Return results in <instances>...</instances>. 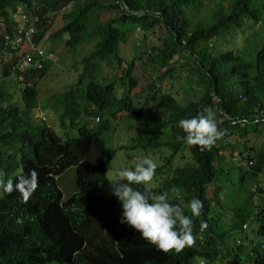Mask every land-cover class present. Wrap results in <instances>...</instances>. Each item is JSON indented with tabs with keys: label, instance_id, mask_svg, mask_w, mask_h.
<instances>
[{
	"label": "trees",
	"instance_id": "16d2710c",
	"mask_svg": "<svg viewBox=\"0 0 264 264\" xmlns=\"http://www.w3.org/2000/svg\"><path fill=\"white\" fill-rule=\"evenodd\" d=\"M21 14L38 17L36 43L47 37L52 50L64 45L76 59L71 71H78L77 82L53 91L44 85L39 92L53 64L36 56L31 69L12 73L20 55L8 47L20 36L15 16ZM57 18L62 25L53 29ZM135 27L161 30L162 44L147 43L145 36L132 40L124 58L120 49ZM0 43H8L0 49L18 55L0 50V172L14 183L30 170L38 174L27 202L15 190L0 196V264H196L199 259L227 264L244 256L248 263L264 264V122L237 133L240 141L251 143L242 146L245 162L252 163V191L243 173L236 191L219 188L206 198L215 177L224 179L211 164L218 149L190 145L199 166L189 171L194 173L186 186L187 204L193 197L203 201L201 216L193 217L192 236L203 231L204 239L179 252L158 250L110 210L116 202L104 180L103 159L111 152L101 141L108 129L124 128L127 134L135 129L129 144L145 137L177 152L184 135L178 120L205 107L216 110L218 121L221 113L235 120L264 119V0H0ZM85 46L88 55L77 59V50ZM143 58L149 64L138 65ZM121 64L126 70L117 69L106 85L90 76L92 70ZM135 66L151 78L146 82L156 98L151 106L148 98L130 97ZM156 83L163 85V93L155 90ZM39 93L49 98L38 103ZM150 113L164 121L170 144L153 133L140 134ZM93 117H99L98 124ZM218 127L231 133L228 124ZM66 168L78 193L63 200L53 176ZM211 202L217 204L213 212ZM185 214L191 215L188 208ZM202 221L207 224L203 230Z\"/></svg>",
	"mask_w": 264,
	"mask_h": 264
},
{
	"label": "clouds",
	"instance_id": "9594fccd",
	"mask_svg": "<svg viewBox=\"0 0 264 264\" xmlns=\"http://www.w3.org/2000/svg\"><path fill=\"white\" fill-rule=\"evenodd\" d=\"M67 9H63V12H66ZM15 17L18 18L19 27H17V31L20 36L13 40L11 46L9 45L10 47L8 48L11 50L8 52H18L20 59L12 66V73L31 69L33 56L49 61L53 65L59 62L61 51L57 50V48L52 50L49 44H45V38L47 37L41 43L34 41L35 25L39 21L38 17H30V21L28 16L27 19L24 18V14L16 15ZM28 22L30 27L26 26ZM61 25L57 29H60ZM53 29H56L55 26H53ZM65 38L67 40V37L64 36L63 41H66L64 40ZM5 40L9 43L6 37ZM8 43L3 45L0 43V48L1 46L6 47ZM0 50L5 52L7 49ZM8 52L5 53L9 54ZM12 53V56L9 54L10 57L17 55ZM24 61L28 62L29 65L21 71L17 66ZM36 67L40 66L37 65ZM117 69L126 70V64L116 66L114 69L92 70L90 76L96 81L95 83L106 85L104 83L111 81ZM136 70L137 68L132 72L133 81L135 82L136 78V82L129 88L130 97L138 95L140 100L142 96L144 99L148 98L146 104L151 106L156 100V98L152 97L154 96V91L146 86V82L150 83L151 78L143 77V73L142 77L139 78V71L137 73ZM154 86H156L155 90H160V93H163L162 84L156 83ZM160 93H157L156 96L159 97ZM215 112L216 110L205 107L193 117L178 120L177 127L182 130L184 135L180 137L183 140V144L181 142L177 152H174L172 148L157 147L153 142L154 139L150 141L145 137L139 142L133 140V143L129 144L127 137L130 134L135 137V129L126 135L123 143L116 142L112 147L110 146L111 141L117 140L124 128H113L112 131L108 129L101 135L102 147H104L106 152H111L110 155L105 153V158L103 159L104 180L110 184V192L116 202L115 208H110V210L117 214L116 216L121 219V223L130 226L129 231L140 234L143 239L160 251L166 253L169 251L179 252L185 246L193 248L196 244H201L204 239L203 231H200L195 238L192 236L193 217L201 216L204 206L203 201L193 197L187 204L189 191L186 186H188V179L194 173H189V171L199 166L197 158L190 151V145L200 146L201 150L210 149L215 145L218 149L211 164L216 171L221 170L224 179L219 181L215 177L214 183L206 189V198L210 196L212 190L219 188H223V191L233 188L236 191V184L243 173H245L246 189L252 191L254 188V183L251 180L253 178L252 163L245 162L246 152H243L242 146L245 143L250 147L251 143L240 141L237 133L249 125L263 123L264 119L259 116L260 119L255 118L252 122L248 119L235 120L221 113V118L218 121V119H215ZM148 115L145 117L147 122L144 125L145 128H140V134L144 133L146 135L148 133L151 135L153 133L160 137L164 144H170L171 141L166 136L167 126L162 125L164 121L161 122L153 113ZM38 116L41 117L40 115ZM92 121L94 124H98L99 117H93ZM219 124H228L231 127V133L228 131V135L225 134V130L218 127ZM159 125L162 126L159 127ZM157 126L161 128L159 131H157ZM248 136L252 137L253 133ZM118 153H121V155L117 158ZM121 159L125 163L123 161L120 162ZM115 162L117 167L120 168L117 171L112 168V163ZM80 164V162L77 163V165ZM53 179L56 181V189L61 193L63 200H67L69 195L78 193V186L75 184L69 168H66L63 174L53 176ZM37 186L38 174L35 170H30L27 175L21 174L15 177V183L13 179H5L4 173L0 172V196L10 194L15 190L20 194L22 201L27 202ZM61 186L63 187L62 189ZM66 188H72L73 190ZM187 208L191 215L185 214ZM216 208V203H209L210 212H213ZM200 227L203 230L207 227V224L202 221ZM243 230H246V227H243ZM233 262L236 264H254V262L248 263L249 261L246 260L245 256L238 259L231 258L227 261V264ZM196 264H207V262L199 259Z\"/></svg>",
	"mask_w": 264,
	"mask_h": 264
},
{
	"label": "rangeland",
	"instance_id": "374dc122",
	"mask_svg": "<svg viewBox=\"0 0 264 264\" xmlns=\"http://www.w3.org/2000/svg\"><path fill=\"white\" fill-rule=\"evenodd\" d=\"M54 26L56 29L60 26L59 19L56 21ZM129 34L131 35V37H129L127 39L128 42L125 43V45L123 47H121V49H120V52L123 53V55H122L123 57L127 56L126 53L129 52L130 48H132L134 46V44H133L134 42L132 40H135V41L141 40V39H143V36H145V38L147 39L146 40L147 43H150L152 45H157V46H161L162 41H163L162 31L159 29H153L150 32H144V31H142V29L139 30L137 27H135L133 30H131V32ZM45 39L48 41V38H45ZM64 40H66V38ZM88 48H89V46L88 47L85 46L83 48L78 49L76 58L79 59V58H83V57L87 56L88 55ZM57 50L61 51V54H59L60 55V61L51 67V69H50L51 71L47 74L46 83L45 84L40 83L41 85L39 86V92L41 91V93L43 91L44 85L51 88V90L53 91V90L61 89L64 85H67L69 82L70 83L77 82L78 71L77 72L74 71V73L71 71V67L75 66L74 63H75L76 59L71 57L70 55H62V54L67 53L64 45H62V46L60 45L59 49H57ZM145 50H148V48L146 47ZM140 56L143 57V54H140ZM177 61L179 63H182L183 59L179 57ZM137 63H138V65L141 63L149 64L145 58H143L142 62L137 61ZM140 68H142V66L139 67V69ZM139 69L137 67L136 71H137V73L139 71L138 77L141 78L142 77V70H139ZM15 80L12 79L14 86H15ZM41 93H39L38 103H40L39 102L40 100H46L47 98H49V94L44 93L45 95H43ZM51 95H52V93H51ZM37 113H39V112H34V116H37L38 115ZM126 135H127L126 131H124V130L121 131L120 136L117 137L118 139L112 140L110 143V146L112 147V145H114V143H116V142L123 143L125 138H126ZM260 141H261L260 139H257L255 141V144H259ZM120 155H121V153H118L117 158ZM122 161L123 160L121 159L120 162H122ZM123 163H125V162L123 161ZM112 164H113L112 168L114 170L117 171L118 169H120L117 167L116 162L112 163ZM62 188L63 187L61 186V189ZM66 189L73 190L72 188H66Z\"/></svg>",
	"mask_w": 264,
	"mask_h": 264
},
{
	"label": "built area",
	"instance_id": "2783aa9c",
	"mask_svg": "<svg viewBox=\"0 0 264 264\" xmlns=\"http://www.w3.org/2000/svg\"><path fill=\"white\" fill-rule=\"evenodd\" d=\"M28 65H29L28 62L24 61L21 64H19L17 66V68L22 71V70L26 69L28 67Z\"/></svg>",
	"mask_w": 264,
	"mask_h": 264
}]
</instances>
